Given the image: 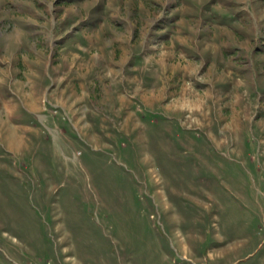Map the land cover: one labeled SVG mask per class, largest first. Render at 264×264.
<instances>
[{
	"label": "rangeland",
	"instance_id": "rangeland-1",
	"mask_svg": "<svg viewBox=\"0 0 264 264\" xmlns=\"http://www.w3.org/2000/svg\"><path fill=\"white\" fill-rule=\"evenodd\" d=\"M0 264H264V0H0Z\"/></svg>",
	"mask_w": 264,
	"mask_h": 264
},
{
	"label": "bare ground",
	"instance_id": "bare-ground-1",
	"mask_svg": "<svg viewBox=\"0 0 264 264\" xmlns=\"http://www.w3.org/2000/svg\"><path fill=\"white\" fill-rule=\"evenodd\" d=\"M194 111L196 110H192L190 111L192 115H194ZM201 110H199L200 112ZM201 114V112H200ZM194 122H199L201 123L202 121V118L199 119L197 116L192 120ZM232 121H234V118L232 119ZM232 124V123H231ZM14 127L10 126V127H7L6 128V131H5V140L7 141V145H9V147L13 148V147H16L18 145V142H19V139L18 137L16 136V133L14 132L15 129L13 130Z\"/></svg>",
	"mask_w": 264,
	"mask_h": 264
}]
</instances>
